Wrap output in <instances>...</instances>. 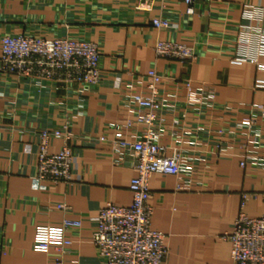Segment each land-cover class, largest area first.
<instances>
[{"label":"crops","instance_id":"obj_1","mask_svg":"<svg viewBox=\"0 0 264 264\" xmlns=\"http://www.w3.org/2000/svg\"><path fill=\"white\" fill-rule=\"evenodd\" d=\"M186 10L179 0H0V41L6 35L89 41L98 47L101 74L99 85L85 86L0 72V243L6 250L0 264H53V251L35 252L31 245L37 226L60 225L64 214L55 209L58 204L82 221L78 231L67 234L71 243L63 264H102L91 241L94 219L107 202L130 205L128 185L135 172L131 151H112L98 137L110 136L108 124L132 118L122 86L132 81L136 91L144 89L153 68L169 81L212 85L216 103L227 108L210 121L190 115L188 129H201L196 141L188 130L178 141L169 129L161 138V144L183 152L191 180L183 192L174 191V177L153 175L148 182L150 227L166 235L164 264H230V244L222 237L239 211L241 193L258 196L245 206L248 217L264 212V170L240 168L238 145L244 139L237 126L247 118L244 109L264 106V89L255 87L264 82V69L235 61L256 55L246 37L264 34V0H198L192 15ZM157 17L169 27L153 28L150 21ZM156 41L187 45L195 59H157ZM256 59L264 65V56ZM163 89L172 100L173 83ZM177 94L181 99L183 91ZM65 122L74 136L72 183L37 180L38 132ZM210 128V134L203 133ZM221 128H226L227 136L220 138L225 152L216 156L214 131ZM61 145L51 139L49 152Z\"/></svg>","mask_w":264,"mask_h":264},{"label":"built area","instance_id":"obj_2","mask_svg":"<svg viewBox=\"0 0 264 264\" xmlns=\"http://www.w3.org/2000/svg\"><path fill=\"white\" fill-rule=\"evenodd\" d=\"M143 1L152 3L155 0ZM179 1L186 5V14L192 15L193 5L198 0ZM150 22L156 30L169 27L167 20L161 17ZM246 40L247 46L254 48L255 57L246 54L235 61L249 62L264 69L256 59L264 56V34L254 31L247 34ZM153 50L157 59L180 63L195 59L194 50L180 43L156 41ZM0 72L24 79L97 86L101 82L100 53L97 45L85 40L6 35L0 41ZM145 77L147 83L142 90L136 91L132 81L122 86L132 118L108 124L106 131L110 136L107 133L98 137V141L107 144L112 151H131L135 172L128 185L130 205L124 207L107 202L94 219L91 241L102 264H164L168 252L166 235L150 227L153 209L148 204V182L153 175L174 177V191L183 192L188 190L191 180L190 173L183 167V152L177 147L161 144V138L169 129L170 138L178 141L180 134L188 130L190 138L196 141L201 129H188L190 115L199 121L227 109L216 103V93L210 84L202 82L194 87L190 80L169 81L155 68L150 69ZM168 82L174 85L172 100L164 96L163 86ZM255 87L264 89V82H256ZM180 91L183 96L177 99ZM244 112L247 118L237 125L244 139L238 145L241 151L239 166L243 169L250 164L264 170V106L252 105ZM203 133L210 134L211 128ZM214 133L219 138L215 155L222 156L225 146L221 145L220 138L226 135V128ZM38 138L36 179L71 185L69 143L74 136L70 125L65 122L58 128L40 130ZM51 139L62 140L57 152H49ZM252 197L258 196L256 193H241L239 211L230 231L222 237L230 244V264H264V212L257 218H250L244 211ZM261 200L264 209V194ZM55 209L64 214L60 225L37 226L31 247L35 252L53 251V264H63L62 258L71 243L67 234L78 231L82 221L72 217L71 208L64 204L56 205ZM5 251V245L0 243V257Z\"/></svg>","mask_w":264,"mask_h":264}]
</instances>
